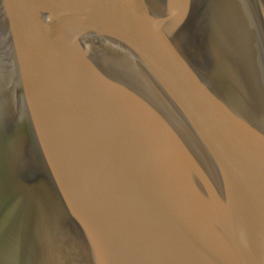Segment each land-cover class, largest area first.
<instances>
[{
	"label": "water",
	"instance_id": "water-1",
	"mask_svg": "<svg viewBox=\"0 0 264 264\" xmlns=\"http://www.w3.org/2000/svg\"><path fill=\"white\" fill-rule=\"evenodd\" d=\"M0 264H264V0H0Z\"/></svg>",
	"mask_w": 264,
	"mask_h": 264
}]
</instances>
